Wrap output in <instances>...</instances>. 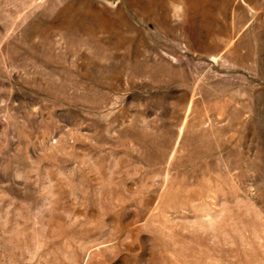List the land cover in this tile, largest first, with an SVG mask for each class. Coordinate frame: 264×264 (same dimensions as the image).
Wrapping results in <instances>:
<instances>
[{"label": "rangeland", "instance_id": "1", "mask_svg": "<svg viewBox=\"0 0 264 264\" xmlns=\"http://www.w3.org/2000/svg\"><path fill=\"white\" fill-rule=\"evenodd\" d=\"M0 264H264V0H0Z\"/></svg>", "mask_w": 264, "mask_h": 264}, {"label": "bare ground", "instance_id": "2", "mask_svg": "<svg viewBox=\"0 0 264 264\" xmlns=\"http://www.w3.org/2000/svg\"><path fill=\"white\" fill-rule=\"evenodd\" d=\"M190 1H195V0H190ZM197 1V0H196ZM201 2V1H200Z\"/></svg>", "mask_w": 264, "mask_h": 264}]
</instances>
